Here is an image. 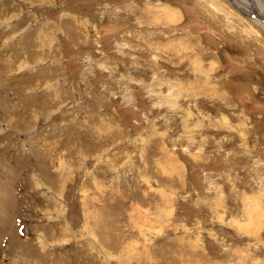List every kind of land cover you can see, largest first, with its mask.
Listing matches in <instances>:
<instances>
[{"label":"rangeland","instance_id":"obj_1","mask_svg":"<svg viewBox=\"0 0 264 264\" xmlns=\"http://www.w3.org/2000/svg\"><path fill=\"white\" fill-rule=\"evenodd\" d=\"M240 1L0 0V264H264Z\"/></svg>","mask_w":264,"mask_h":264},{"label":"bare ground","instance_id":"obj_2","mask_svg":"<svg viewBox=\"0 0 264 264\" xmlns=\"http://www.w3.org/2000/svg\"><path fill=\"white\" fill-rule=\"evenodd\" d=\"M249 1V2H248ZM243 0L240 1L241 8L251 11L254 14V21L264 28V0ZM239 7V8H240Z\"/></svg>","mask_w":264,"mask_h":264}]
</instances>
